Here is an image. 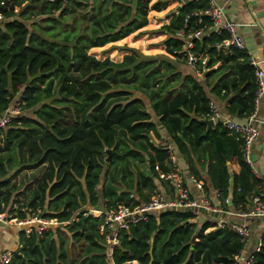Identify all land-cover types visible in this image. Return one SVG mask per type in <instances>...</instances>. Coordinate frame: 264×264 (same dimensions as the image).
<instances>
[{
	"label": "trees",
	"instance_id": "1",
	"mask_svg": "<svg viewBox=\"0 0 264 264\" xmlns=\"http://www.w3.org/2000/svg\"><path fill=\"white\" fill-rule=\"evenodd\" d=\"M180 1L161 28L173 59L129 50L115 63L89 51L141 30L148 13L164 10L166 1L0 0V116L14 104L21 108L0 130V214L59 223L40 236L22 234L9 264H233L241 254L244 242L229 227L199 226L190 209L148 214L118 232L111 248L98 230L104 217L91 212L140 204L133 193L142 203L152 197V177L171 170L168 150L151 142L158 129L183 156L189 147L206 151L223 211L231 186L236 211L260 193L262 183L243 161L237 136L215 125L203 137L200 121L208 119L210 100L197 78L178 71L185 44L176 34L205 32L208 3ZM225 39L203 36L193 41V51L209 56L204 79L217 78L210 93L228 101L229 116L245 119L254 110L256 69L244 51L220 49ZM228 162L239 172L229 174ZM26 172L37 174L17 182ZM188 175L198 180L192 166ZM68 241L81 252L78 259H71ZM248 264H264V235Z\"/></svg>",
	"mask_w": 264,
	"mask_h": 264
},
{
	"label": "built area",
	"instance_id": "2",
	"mask_svg": "<svg viewBox=\"0 0 264 264\" xmlns=\"http://www.w3.org/2000/svg\"><path fill=\"white\" fill-rule=\"evenodd\" d=\"M52 1V0H49ZM208 3V9L203 13L210 20V26L206 28L205 32L209 34L225 35L226 39L219 45L220 49L224 51L232 47L239 51H244V44L241 37L237 34L236 25L224 16V13L220 7H218L214 0H205ZM231 1V0H226ZM3 21V16L0 14V22ZM205 32L196 31L183 38L184 41V53L183 60L185 64L190 67L197 75H202L208 71L207 62L209 56L207 53L196 55L193 51L194 40H200ZM179 37L182 33L177 34ZM205 36H207L205 34ZM250 64L256 69L255 82L256 92L254 96V110L246 118L245 122H240L233 119L230 116H226L221 113L213 102L208 104V120H211L214 125H220L226 129L230 134L237 136L241 142V153L243 161L250 167L254 177L257 175L252 170L250 152L252 146L256 143L258 138L257 119L256 112L258 109L259 101L264 95V71L257 68L255 62L249 59ZM200 66V67H198ZM200 68L201 70H199ZM20 104H14L9 110L5 111L0 116V130L6 128L11 119L20 113ZM162 147L166 148L169 153L168 163L170 165V172L166 174H159V179L171 184L173 193L166 196L163 194L154 193L152 197L142 204L135 206L120 205L115 209L109 211H91L95 216L102 215L104 217L103 222L98 227L99 232L104 234L105 243L114 247L118 244L117 233L126 230L130 225H135L146 219V216L151 213H159L165 210H192L196 215L199 213L216 215L223 214L222 210L223 201L220 199L219 193L213 191L209 194L204 189V185L196 180L191 175H186L181 167L178 165L176 158L173 155L171 146L163 142ZM257 178V177H256ZM259 180V178H257ZM260 181V180H259ZM189 184H192L197 192L198 197L194 199L189 191ZM259 195L251 197L249 205L243 211H237L239 218H262L264 217V191L260 187ZM227 201V200H226ZM226 203V202H225ZM0 222H14L19 227H24V233L28 236L32 233L41 235L47 231L49 227L59 225L56 220H43L38 217H32L24 220L13 219L11 216H3L0 214ZM225 223L219 222L216 224L217 228H223ZM244 242L249 237V232L246 227L235 224L227 226ZM11 253L4 252L0 255V264H9L11 261ZM249 260H245L242 255L234 257L233 264H248ZM125 264H138L136 261L126 262Z\"/></svg>",
	"mask_w": 264,
	"mask_h": 264
},
{
	"label": "crops",
	"instance_id": "3",
	"mask_svg": "<svg viewBox=\"0 0 264 264\" xmlns=\"http://www.w3.org/2000/svg\"><path fill=\"white\" fill-rule=\"evenodd\" d=\"M158 1H162V2L166 1L167 7L160 12L150 11L147 16V21H148L147 25L133 34L142 33L146 29H150L152 27L160 28V32L158 33L161 34L158 37L159 38L161 37L162 40L159 44L160 48L158 49V52L165 54L164 56H167L169 59H173L165 51L164 40L167 38V35L161 31V28L167 26L170 23L173 16H175L176 13L182 7L183 2L180 0H152L151 4ZM214 3L222 9L225 18L236 25L237 34L241 37L243 41L244 52L247 54V56H249V59L255 62L257 68L264 71V0H231V1L214 0ZM155 20H157L159 24H157ZM205 34L209 35V32L208 33L205 32ZM176 36L182 40L184 38L183 34L181 37H179L177 34ZM216 67L217 66L213 68ZM177 68L182 75H192L195 78H197L199 82L203 84L204 91L206 92L210 102H213L221 113H223L226 116H229L227 114V108L229 106L228 101L227 100L223 101L210 93L211 87L216 82L217 79L216 77H213L209 80H205L204 74L207 71L204 72L202 75H197L185 63L179 65ZM205 84H209V87L206 86ZM147 112L150 114L152 113L150 107L147 108ZM232 118L240 122L246 121V118L245 119H236L234 117ZM256 119H257L258 138L256 143L251 148L250 160L252 165L251 168L253 172L255 171V173L257 174L255 175V178L256 177L259 178V180L262 183L260 187L263 188L264 191V95L259 101L258 109L256 112ZM209 131H206V127H205V132L203 134V137L206 136V134ZM151 142L155 146H161V147L163 142L168 143L172 148L173 155L176 158L178 165L181 167L184 173L188 175V169L190 168V166H192L193 170L197 172L198 180L207 188L208 193L209 194L213 193L212 184L209 180V176L207 173L209 155L206 153V151H202V150L195 151L189 147L188 149L189 153L186 156H183L179 146L176 144L175 145L172 144V141L169 138H167V135L160 129H158L157 137L151 135ZM226 165L229 174H233V173L236 174L239 172V166L236 163L228 162ZM36 174L37 172H26L20 175L19 177H17V182L19 183L21 181L22 182L24 181L23 183H25L26 181L29 182ZM147 176H150V174L148 173ZM152 180L155 186L154 193L163 194L169 197L172 195L173 189L171 184H169L166 181L160 180L159 176L158 178L152 177ZM188 187L190 194L194 199H196L199 195L196 188L192 184H189ZM231 192H232V186L229 187V195L226 201V205H227L226 211L223 214L210 215V214L199 213L195 221L198 223L199 226L204 223L215 224L216 226L217 223L222 222L225 223L226 226L238 224L246 227L249 232V237L245 241L244 248L240 255H242L245 258V260L250 261L251 255L257 252L258 249L260 248L261 239L264 235V217L249 218V219L239 218V216L237 215V211L234 210V208L230 204ZM133 200L138 201L140 204H142L140 199L134 193H133ZM95 210L99 211L102 209L99 207ZM2 215L5 217L8 216L7 214H2ZM54 227L55 226H52V228ZM50 228L51 227H49L48 230ZM24 230H25L24 227H19L14 222H7V223L0 222V255L4 252H10L12 254L21 248L22 234L25 237L30 236V235L27 236L24 233Z\"/></svg>",
	"mask_w": 264,
	"mask_h": 264
},
{
	"label": "rangeland",
	"instance_id": "4",
	"mask_svg": "<svg viewBox=\"0 0 264 264\" xmlns=\"http://www.w3.org/2000/svg\"><path fill=\"white\" fill-rule=\"evenodd\" d=\"M155 22L159 24L157 20ZM158 32H160V28L152 27L142 33L133 34L121 42L110 44L103 48L92 49L89 51V55L94 56L98 60L108 58L115 63H120L125 55H129V50H134L146 57L164 56L165 54L158 52L160 48L159 44L162 40L161 37H158L161 34ZM105 155V157L108 156L107 154ZM67 246L71 259H78L81 252L76 247H73L69 241L67 242Z\"/></svg>",
	"mask_w": 264,
	"mask_h": 264
},
{
	"label": "water",
	"instance_id": "5",
	"mask_svg": "<svg viewBox=\"0 0 264 264\" xmlns=\"http://www.w3.org/2000/svg\"><path fill=\"white\" fill-rule=\"evenodd\" d=\"M179 9V8H178ZM203 125H205V127H206V131H209L210 129H213L214 127H215V125H214V123L211 121V120H208V119H206V120H201L200 121ZM105 151H106V153H107V159H106V162H109L110 161V154H111V151L110 150H107V149H105ZM193 240H194V237H193Z\"/></svg>",
	"mask_w": 264,
	"mask_h": 264
}]
</instances>
